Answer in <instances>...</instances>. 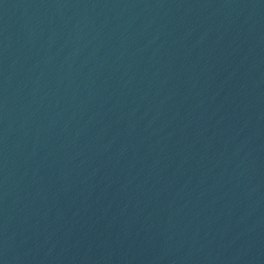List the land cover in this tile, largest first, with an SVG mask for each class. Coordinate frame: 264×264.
Listing matches in <instances>:
<instances>
[{"label":"water","instance_id":"95a60500","mask_svg":"<svg viewBox=\"0 0 264 264\" xmlns=\"http://www.w3.org/2000/svg\"><path fill=\"white\" fill-rule=\"evenodd\" d=\"M0 264H264V0H0Z\"/></svg>","mask_w":264,"mask_h":264}]
</instances>
